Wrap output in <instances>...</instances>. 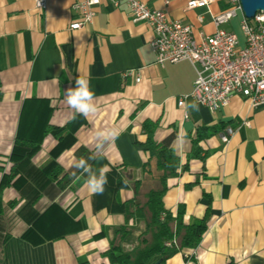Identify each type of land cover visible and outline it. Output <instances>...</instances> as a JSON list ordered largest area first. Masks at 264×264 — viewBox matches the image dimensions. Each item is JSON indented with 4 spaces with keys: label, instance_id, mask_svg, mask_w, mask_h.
Returning <instances> with one entry per match:
<instances>
[{
    "label": "crops",
    "instance_id": "1",
    "mask_svg": "<svg viewBox=\"0 0 264 264\" xmlns=\"http://www.w3.org/2000/svg\"><path fill=\"white\" fill-rule=\"evenodd\" d=\"M75 1L44 0L40 9L36 0H0V202L7 237L0 264H111L113 244L133 250L144 221L107 207L134 195L144 201L157 179L156 172L142 177L148 159L141 148L144 125L153 129L155 142L169 143L181 166L196 130L218 129L198 144L199 157L188 161L187 171L167 180L166 210L175 214L182 205L186 224L202 219L207 209L209 218L196 248L166 264H264V112L238 95L214 113L193 101L192 66L155 64L152 31L133 22L122 3L100 0L90 24L70 30L79 19L71 9ZM140 1L191 25L195 35L213 34V17L226 10L225 0L191 10L185 8L189 0ZM240 19L221 28L242 45ZM126 71L133 75L123 76ZM78 76L90 80L97 111L70 120L65 94ZM179 99L195 102L199 112L188 108L186 119ZM111 128L118 137L97 153L95 133ZM228 128L233 133L222 142ZM92 155L98 157L89 161L94 169H116L125 186L91 193L86 174L73 165ZM26 232L38 242L21 238Z\"/></svg>",
    "mask_w": 264,
    "mask_h": 264
},
{
    "label": "built area",
    "instance_id": "2",
    "mask_svg": "<svg viewBox=\"0 0 264 264\" xmlns=\"http://www.w3.org/2000/svg\"><path fill=\"white\" fill-rule=\"evenodd\" d=\"M113 7L123 4L133 22L144 23L153 33L150 43L155 64L163 66L180 61L188 62L195 72L190 97L210 112L224 108L232 96L238 95L254 109L264 112V11L256 12L253 18L246 19L242 13L240 0H225L226 10L213 17L215 31L211 35L199 32L194 34L191 25L170 19L165 12L152 9L140 0H110ZM209 0H189L186 9L203 8ZM100 0H76L71 9L79 16L70 24V30H78L90 24L95 16L94 9ZM35 7L43 9L44 0L35 2ZM237 15L241 16L239 29L243 44L235 33L221 28ZM202 22V17H197ZM132 71L123 73L131 77ZM135 81L139 79L135 77ZM183 99L177 104L181 105ZM248 126V123H244ZM233 131L226 129L221 141L227 142ZM173 239L165 246L175 244ZM186 263L195 258L194 252L187 256Z\"/></svg>",
    "mask_w": 264,
    "mask_h": 264
},
{
    "label": "trees",
    "instance_id": "3",
    "mask_svg": "<svg viewBox=\"0 0 264 264\" xmlns=\"http://www.w3.org/2000/svg\"><path fill=\"white\" fill-rule=\"evenodd\" d=\"M143 129L146 141L141 145V148L148 153V159L142 164V177L154 178L153 173L156 172L157 179L152 188H149L145 193L144 201H138L134 195L126 201L115 200L113 205L107 207L110 212H120L127 218L143 220L145 225L144 231L138 238V245L133 250L125 252L120 248L119 243L113 244L109 248L107 256L111 264H154L156 261H160L159 264H166L167 259L182 250L196 248L206 231V222L209 218L208 209L202 219H195L186 224L183 222L184 207L179 205L173 214L164 208L162 199L167 189V180L187 171L188 161L199 157L198 144L212 137L218 132V129L214 126H201L196 130L190 150L185 154L186 162L182 166L179 156L169 143L155 142L152 137L153 129L145 125ZM106 175L105 191L116 192L121 186H125V181L116 172V169H111ZM141 183V179L135 181V191L139 189ZM124 231L123 228L118 232L123 233ZM30 234L29 232L23 233L21 238L37 243L38 241L33 240L31 238L33 235ZM6 238L0 202V260ZM173 239L176 241L175 244L169 247L165 246Z\"/></svg>",
    "mask_w": 264,
    "mask_h": 264
},
{
    "label": "clouds",
    "instance_id": "4",
    "mask_svg": "<svg viewBox=\"0 0 264 264\" xmlns=\"http://www.w3.org/2000/svg\"><path fill=\"white\" fill-rule=\"evenodd\" d=\"M39 3V0H37ZM66 102L68 106L72 109V115L70 120H74L77 114L87 117L97 111V105L95 103V94L91 89L90 80L85 77L78 76L75 79V87L68 88L65 94ZM181 105L185 109V118L190 116L188 108L193 111L199 112V106L195 102H185L181 101ZM119 135V130L111 128L108 130H98L95 133L96 139V152L102 151L104 144L110 138L115 139ZM179 144L185 143L184 137L178 138ZM98 157L96 155L89 156L87 159L79 158L74 162L73 167L87 176V188L93 194H102L104 191V186L107 184V172L110 171L107 167H101L99 170L93 168L92 164L89 163L90 160H96ZM76 173L74 172L73 175Z\"/></svg>",
    "mask_w": 264,
    "mask_h": 264
},
{
    "label": "water",
    "instance_id": "5",
    "mask_svg": "<svg viewBox=\"0 0 264 264\" xmlns=\"http://www.w3.org/2000/svg\"><path fill=\"white\" fill-rule=\"evenodd\" d=\"M240 5L246 19L253 18L256 12L264 11V0H240ZM159 263L156 261L154 264Z\"/></svg>",
    "mask_w": 264,
    "mask_h": 264
},
{
    "label": "rangeland",
    "instance_id": "6",
    "mask_svg": "<svg viewBox=\"0 0 264 264\" xmlns=\"http://www.w3.org/2000/svg\"><path fill=\"white\" fill-rule=\"evenodd\" d=\"M238 20V19H237ZM238 25H239V23H238ZM240 32V31H239ZM241 33V32H240Z\"/></svg>",
    "mask_w": 264,
    "mask_h": 264
}]
</instances>
